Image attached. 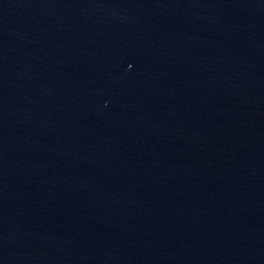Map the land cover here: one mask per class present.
Listing matches in <instances>:
<instances>
[{
  "label": "water",
  "instance_id": "1",
  "mask_svg": "<svg viewBox=\"0 0 264 264\" xmlns=\"http://www.w3.org/2000/svg\"><path fill=\"white\" fill-rule=\"evenodd\" d=\"M0 264H264V0H0Z\"/></svg>",
  "mask_w": 264,
  "mask_h": 264
}]
</instances>
